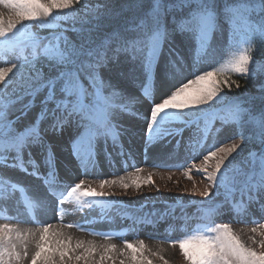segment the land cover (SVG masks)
Listing matches in <instances>:
<instances>
[{
  "label": "rangeland",
  "instance_id": "374dc122",
  "mask_svg": "<svg viewBox=\"0 0 264 264\" xmlns=\"http://www.w3.org/2000/svg\"><path fill=\"white\" fill-rule=\"evenodd\" d=\"M56 1L60 0H0V45L10 42L8 35L22 27L60 24L47 8L57 7ZM259 6L230 8L234 16L222 23H214L211 16L200 12L163 37L139 38L122 50L109 42L94 82L90 81L84 92L75 84L66 85L64 79L55 91L43 87L18 98H0V128L5 130L0 134V264H206L203 260L208 258L202 252L216 259L215 264H264V217L252 221L230 219L229 215L244 211V207L236 208L238 197L211 209L204 224L191 220L201 211H193L189 219H184L188 210L179 206L191 200L211 206L216 202H212L214 196L220 199L227 192L216 182L220 188L229 189L245 182L243 206L255 201L253 213L264 214V202L258 201H264V192L257 193L256 199L251 193L252 182L248 183L258 177L251 158H241L235 167L225 163L235 156L242 140L234 117L219 118L213 130L199 133V125L182 131L178 119L167 116L173 107L172 111L183 116L186 107L193 104L194 94L201 100L212 98L214 84L226 71L249 62L264 71V60H252L249 53L251 40L259 30L248 11ZM52 36H26L24 43L37 42L26 44L22 51L9 47L0 54V95L4 96L10 86H2L9 70L23 62L22 58L45 51L54 41ZM31 74L25 71L22 77ZM9 88L11 92L21 90L18 86ZM107 100L132 107L124 120L128 124L126 133L136 132L134 144L126 135V144L121 143L113 124L105 129L89 128L86 134L78 132L82 125H77V119H86L89 109H103ZM79 106L86 110L82 116L77 112ZM217 109L216 115L226 110L224 106ZM58 120L63 121L56 125ZM25 129L39 135L20 144L2 142L6 133ZM42 130L47 131L45 138ZM142 132L149 134L139 138ZM90 134L93 141L83 139ZM120 144L127 146L138 162H133L132 169L114 170L110 162L120 153ZM26 150L31 155L25 154ZM256 153L261 157L260 165L264 164V152ZM188 164L200 169L185 177ZM218 172L222 176L217 177ZM52 173L58 189L68 190L64 197L67 224L83 221L123 230L119 212L141 218L175 215V219L161 234H130L126 236L128 241L95 237L86 232V224L84 228L75 226L78 230L65 226L55 220L56 201H51L54 192L48 183ZM259 182L264 185V175ZM24 192L31 196L41 223L29 220ZM110 203L115 205L112 210ZM109 214L113 217L106 218ZM177 217L187 222H177Z\"/></svg>",
  "mask_w": 264,
  "mask_h": 264
},
{
  "label": "trees",
  "instance_id": "16d2710c",
  "mask_svg": "<svg viewBox=\"0 0 264 264\" xmlns=\"http://www.w3.org/2000/svg\"><path fill=\"white\" fill-rule=\"evenodd\" d=\"M55 3L57 7L49 5L50 10L61 16L68 28L58 40L56 54L59 52V55H43L9 70L2 86H10L4 96L0 95L2 100L15 95L18 98L34 89L61 82L68 76L73 79L72 73L85 84L93 74V66L102 57L106 40H116L121 44L134 36L154 34L161 27L165 30L175 28L192 11L203 7L215 9L222 16L224 8L242 3L249 6L260 3L261 10L250 13L260 30L252 41L250 55L252 60H264V0H60ZM179 3L180 8H171L166 13L167 7ZM43 29L46 35L59 27L50 25ZM25 71H32L31 76L22 77ZM12 86L21 90L11 92L8 89ZM214 87L215 90L211 91L213 97L208 100L206 97L197 99L194 94L193 104L186 107L183 116L172 111L174 107L167 111V116L182 122L201 111L224 105L238 117L242 137L237 153L225 163L235 167L246 156L256 159L254 152L264 141V71L249 62L221 74ZM223 177L227 179L226 172ZM216 200L214 196L213 202Z\"/></svg>",
  "mask_w": 264,
  "mask_h": 264
},
{
  "label": "bare ground",
  "instance_id": "6f19581e",
  "mask_svg": "<svg viewBox=\"0 0 264 264\" xmlns=\"http://www.w3.org/2000/svg\"><path fill=\"white\" fill-rule=\"evenodd\" d=\"M29 226L30 227H32L30 224H29ZM67 226V225H66ZM83 233V232H82ZM88 234V233H87ZM84 237H89L91 240H89V242H91V241H93V237H90V236H88V235H85ZM95 237H99L100 238V236H95ZM102 239V238H101ZM104 240V239H103Z\"/></svg>",
  "mask_w": 264,
  "mask_h": 264
}]
</instances>
